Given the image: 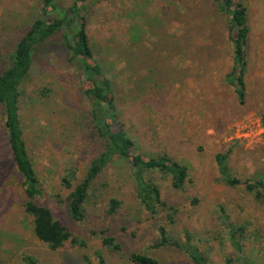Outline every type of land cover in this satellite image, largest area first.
Returning a JSON list of instances; mask_svg holds the SVG:
<instances>
[{
    "label": "rangeland",
    "instance_id": "374dc122",
    "mask_svg": "<svg viewBox=\"0 0 264 264\" xmlns=\"http://www.w3.org/2000/svg\"><path fill=\"white\" fill-rule=\"evenodd\" d=\"M57 1L63 8L72 3ZM86 2L95 58L117 79L118 108L137 153L166 154L189 167V179L175 189L170 176L150 173L173 208L152 214L138 199L130 166L110 164L92 187L84 219H73L72 189L62 186L61 177L74 166L83 178L104 144L90 132L84 78L69 55L59 49L38 55L20 99L24 139L40 179L37 201L85 246L68 243L53 250L35 236L0 111V264H29L27 258L35 264H86V257L97 264L96 251L106 264H132L133 252L159 264H197L193 251L206 264L228 258L264 264V204L244 186L226 185L215 162L217 154L230 152L234 176L264 180V0H244L250 26L244 103L226 82L232 68L228 21L212 0ZM42 3L0 0V54L10 55L30 23L42 17ZM133 32L140 34L136 44ZM112 198L121 205L109 215ZM230 225L244 229L237 233L242 254L232 245ZM160 228L182 248L156 247ZM102 235L118 239L123 251H109Z\"/></svg>",
    "mask_w": 264,
    "mask_h": 264
},
{
    "label": "trees",
    "instance_id": "16d2710c",
    "mask_svg": "<svg viewBox=\"0 0 264 264\" xmlns=\"http://www.w3.org/2000/svg\"><path fill=\"white\" fill-rule=\"evenodd\" d=\"M87 0H72L68 8H63L57 0H43L42 17L30 23L19 37L12 53L7 57L0 54V111L3 116V130L7 149L22 176L24 191V209L32 219L34 234L37 239L53 250H58L70 243L85 246L73 237L69 229L57 220L51 209L40 204V179L24 139V130L20 115L21 90L27 80L38 55L48 52L57 53L56 49L66 52L68 62L76 67L84 78L86 97L89 101V124L91 133L104 144L103 150L93 159L83 178L79 180L78 169L70 166L61 177L62 186L72 189L68 197V208L71 217L77 221L85 217L86 205L90 201L91 190L97 178L113 163H125L130 166L138 199L147 211L156 214L161 208H170L163 200L160 188L148 177L150 173L159 172L172 179L175 189H181L189 179V167L174 160L166 154L148 156L137 153L138 146L126 130L122 113L118 108L119 92L116 89L117 79L108 75L106 68L95 58L94 48L89 37L87 26ZM110 1V0H99ZM215 11L225 15L228 21V41L231 46L232 68L226 75V82L231 86L238 100L245 102L246 73L248 69L247 47L250 35L249 8L244 0H212ZM54 15V16H53ZM133 32V44L140 37ZM60 38V40L58 39ZM137 98L134 97V99ZM264 128V116L261 119ZM229 154L219 153L215 157L221 180L230 187L244 186L264 204V180H242L234 176L229 167ZM121 202L112 198L109 201L108 214L114 215ZM171 223L174 219L169 215ZM230 240L234 249L242 254L243 247L237 239V233L243 228L229 226ZM105 234V232H101ZM160 242L156 247L175 246L182 248L178 242L170 241L165 228H160ZM103 236V235H102ZM102 244L113 253H121L123 245L113 236L105 235ZM97 264H106L102 251L94 253ZM197 264H206V260L196 251L191 252ZM132 264H159L158 261L141 252L129 256ZM29 264L35 261L25 259ZM86 264H92L85 258ZM224 264H251L247 260L236 262L228 258Z\"/></svg>",
    "mask_w": 264,
    "mask_h": 264
}]
</instances>
